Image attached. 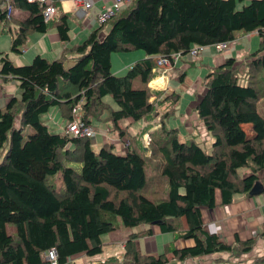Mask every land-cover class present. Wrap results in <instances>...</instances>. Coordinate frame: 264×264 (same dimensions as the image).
<instances>
[{"label": "trees", "instance_id": "trees-1", "mask_svg": "<svg viewBox=\"0 0 264 264\" xmlns=\"http://www.w3.org/2000/svg\"><path fill=\"white\" fill-rule=\"evenodd\" d=\"M52 2L56 14L48 22L39 3L11 0L18 16L9 18L0 3V26L10 33V53L21 54L31 32L53 28L62 43L69 41V15L57 0ZM105 25L80 44L64 47L52 61L37 55L30 64L17 66L0 52V79L17 81L20 90L0 109V264H50L43 255L51 248L57 264L92 258L102 253V236L140 225L156 226L162 234L171 233L173 241L192 244H167L162 253L147 255L135 247L140 236L130 232L120 261L93 264H171L168 255L176 264H206L192 260L250 253L255 238L224 242L204 229L202 210L230 205L255 186L264 188L257 176L264 170V117L259 111L264 99V0H132ZM252 32L260 42L247 62L227 58L203 79L205 92L194 110L212 140L208 150L194 137L181 140L177 129L166 125L171 114L146 134L148 157L129 145L122 154L108 143L97 149L95 139L63 132L78 108L85 124H100L105 114L118 138L127 139L118 123L148 120L156 111L148 83L161 70L151 57L185 55L192 47L231 43ZM137 50L150 58L134 63L123 76L111 72V54ZM106 96L116 108L104 101ZM178 100L174 92L165 105ZM51 108L64 121L60 133L40 120ZM147 164L157 176L147 178ZM153 193H160L157 200L148 196ZM259 237L264 239V223ZM244 264H264V255Z\"/></svg>", "mask_w": 264, "mask_h": 264}, {"label": "crops", "instance_id": "crops-1", "mask_svg": "<svg viewBox=\"0 0 264 264\" xmlns=\"http://www.w3.org/2000/svg\"><path fill=\"white\" fill-rule=\"evenodd\" d=\"M110 3L111 0H92V7L87 12V15L83 18H78L76 16L75 9L70 1L60 3L59 5L61 11L69 15L67 21L69 26V41L67 43H62L59 40L58 34L55 29H49L46 33L43 34L36 33V36L33 38L32 45L29 46L28 44L29 48H25L23 51V53L26 51L25 59L31 61L37 55L43 58L53 57L54 59H56L61 55L64 47L71 48L75 45L80 44L87 38L90 32L96 29H100L99 25L94 22L95 17L99 13V11H101L106 5H109ZM14 15L18 16L16 11H14ZM107 29L108 27H106L105 25L100 29L98 34L100 36L104 35ZM71 32L72 37H70ZM257 38L260 42V39L256 32L239 34L233 41L234 43L229 44V52L227 53L229 54L228 56H225V54L222 53H218L216 48L212 46L209 47L207 51H205L196 62L190 63L185 62L184 60H178L174 63L173 69L170 71V73L167 74L164 78L165 81L163 83V87H165L166 89L165 93L169 95L174 92L180 93L179 102L175 105V114L173 118L174 120L171 121L172 125H174L173 128H177L178 130L182 129L184 132H186V135H189L188 137H192L197 136L196 131L193 129V127L197 125V131L201 137L200 142H207L206 146H202L200 144L199 146L204 148L205 150H208L210 148L212 140L206 133V130L203 127L202 123L198 120L194 110L196 103L205 92V86L203 85L202 81L206 74L212 68L222 64L227 58L232 57L239 64L247 62L246 57L258 49L256 48ZM156 57L158 56H154L151 58L154 59ZM8 58L14 65L21 63V60L18 57H11L10 54H8ZM148 58L150 57L146 56L144 53L137 52L135 53V57L132 60L129 59V61H127L125 59L123 64H118L116 67V72L114 73H122L120 71H124L125 68H129L134 63ZM120 61H122V57H120ZM68 63L70 64V62ZM195 77L197 78L195 79ZM19 96L20 90L17 81L9 79L7 80V82H3L0 79V109L5 107V104L10 97ZM181 101H185V103L182 104ZM44 116H47L45 118L46 121H44V119L42 122L46 124L48 128L49 126H51L52 130L54 129L56 131L58 130L59 126L61 127V125H63L64 121L60 117V113L57 108H51ZM103 117L106 118V115L104 114L101 119ZM123 122L125 124L124 127H122ZM134 124L136 123L132 122L130 119L123 120L119 123L120 128H125V137L129 136L128 130ZM105 128H110L109 123H107L106 121L104 122V124H99L98 127L95 128L96 130H98V136H100V133L102 135L100 138H96V140H94V143L97 144L99 148L101 147V145L106 143L112 144L116 153H125L127 147H123L122 144L126 139L117 138L114 133H112V135L110 136L105 135ZM246 128L249 129L248 136H253L251 125H247ZM57 132H59V130ZM204 136L205 138H203ZM195 140L199 143V140H197L196 138ZM257 176L259 182L264 187V170L260 171ZM202 220L205 230L210 233L217 234L219 238H221V240H225L228 243L234 242L235 237H237L241 241L252 239L259 234L261 225L264 223V188L262 192L257 195L237 196L233 199L230 205L217 207L213 210H202ZM152 227L156 228V226ZM155 230L159 232L158 228H156ZM157 231L151 233L153 242H150L148 238H137L135 240V247L137 249L138 247L145 249L147 250V252H151L152 255L158 254V244L155 241L158 236V234L156 233ZM130 232L131 231H121V229L118 228L114 232L102 236L103 245L106 246L108 245V243L111 244L110 247L107 248L109 249V255H111L110 257H115L112 253L117 252V254L115 255H119V253H122V246L120 249H115L114 243H119L121 245L122 242H125ZM119 233L120 235H118ZM182 241L186 240H178L177 242L179 243L176 245L178 247H183L184 244H182ZM185 244L189 243L186 242ZM258 251H261V254L259 255H264L263 239L257 240L253 250L250 252L251 256L249 258L246 257L247 259L245 258L246 262H250L253 259L254 255H256L255 253L257 252L258 254ZM43 259L45 260L44 255ZM92 259L93 258H89L86 256H79L77 258L69 260L66 264H91L89 262L92 261Z\"/></svg>", "mask_w": 264, "mask_h": 264}, {"label": "rangeland", "instance_id": "rangeland-1", "mask_svg": "<svg viewBox=\"0 0 264 264\" xmlns=\"http://www.w3.org/2000/svg\"><path fill=\"white\" fill-rule=\"evenodd\" d=\"M11 25L13 24V23H10ZM107 27V26H106ZM50 30H54L53 28H51ZM36 36V33H29L28 34V36H27V43H26V47L25 48H29V46L30 45H32V43H33V38ZM70 37H72V32L70 33ZM257 37V36H256ZM10 40H11V36H10V33H9V31H3V30H1V26H0V51H2V52H7L8 54H10V56L11 57H18L20 60H21V63L20 64H17V65H25V64H30V60H28V59H25V52L23 53H21V54H19V55H14V54H12V53H10ZM258 42H259V40H258V38H257V46H256V48H258ZM28 44H29V46H28ZM24 48V49H25ZM255 50V49H254ZM137 52H142V51H140V50H137V51H131V52H122V53H113V54H111V57H110V63H111V72L114 74V75H116V76H123V75H125L126 74V72L128 71V68H125V70L124 71H120V72H122V73H119V72H117L116 74L114 73V72H116V67H117V65L119 64V65H121V64H123V62L125 61V59L127 60V61H129V59L130 60H132L134 57H135V53H137ZM143 53V52H142ZM124 55V56H123ZM126 55V56H125ZM120 57H122V61H120ZM46 58V60H48V61H52V60H54V58L53 57H45ZM120 61V62H119ZM16 65V64H15ZM66 66H68V64L66 65ZM160 71V70H159ZM119 74H121V75H119ZM160 75H162V73H161V71H160ZM159 75V76H160ZM161 77V76H160ZM157 78V79H155V80H152V81H150L149 83H148V87L151 89V90H153L154 92H155V96L153 97V96H151V98L149 99V101L150 102H152L154 105H155V112L151 115V118L150 119H144V120H142V121H138V122H135L136 124H134L132 127H130L129 128V130H128V133H129V136L127 137V139L125 140V141H123V144H122V146L124 147V146H133V148L136 150V151H138V152H140L141 154H144V155H146V157H148L149 156V152L147 151L148 150V148H149V142H148V136L146 135L148 132L150 133V132H152V131H155L156 130V128L158 127V125H159V122H160V120L162 119V117H163V115L164 114H167V115H170V117L166 120V122H167V126L169 127V128H173V126L174 125H172V123H171V121H173L174 119V114H175V105H173V104H171V105H168V106H166L165 105V101H166V96H167V98L170 96L169 94H167V93H165V87H163V83H164V81H165V77L164 78ZM197 77H195V79H196ZM194 79V80H195ZM202 83H203V85H204V82L202 81ZM138 84L139 83H135V85H137L138 86ZM205 86V85H204ZM178 95L180 96V93L178 92ZM104 101L106 102V103H108L112 108H116V106H115V104L113 103V101H112V98L110 97V96H106L105 98H104ZM157 102H159V104H160V106H158V104H157ZM178 102H179V100H178ZM181 103L182 104H184L185 103V101H181ZM259 111L261 112V114L263 115V117H264V99L263 100H261L260 102H259ZM45 115V114H44ZM44 115H42L41 117H40V120L41 121H43L47 116H44ZM105 120H106V118H102L101 119V122H100V124H104V122H105ZM44 121H46V119L44 120ZM108 123V122H107ZM141 124V125H140ZM98 125H99V121H93V128L95 127V128H97L98 127ZM109 125H110V128H105L106 130H104V134L105 135H112V133H114V135L118 138V136H117V132L116 131H112L111 130V124L109 123ZM118 125H119V123H118ZM149 125H152V126H150L149 127ZM172 125V126H171ZM125 126V124H124V122H123V124H122V127H124ZM141 128H140V127ZM149 127V128H148ZM92 128V130H93V135L91 136V138L92 139H95L96 140V138L98 139V137L100 138L101 137V133H100V136H98V130H96L95 128L93 129ZM49 129H50V131L51 132H56V133H59V132H57L58 130H52L51 129V126H49ZM59 129V128H58ZM177 129V128H176ZM180 129H181V127H180ZM193 129L196 131V133H197V136H192V137H194V138H196L197 140H199V143H200V145H202V146H206L207 145V142L206 143H203V142H200L201 141V137H200V135L198 134V131H197V125H195L194 127H193ZM29 131L28 132H31L32 130L31 129H28ZM123 131H125V128H123ZM177 131H178V136H179V138L181 139V140H184V139H188V138H191V137H188L189 135H186V132H184L182 129L181 130H178L177 129ZM246 131H247V133H249V129L248 128H246ZM62 132V131H61ZM63 132H64V130H63ZM138 134H141V135H138ZM201 134V133H200ZM131 136V138H129ZM138 137V138H137ZM203 138H205V136L203 137ZM109 141H112V140H109ZM94 140H92V144L94 145ZM198 142V141H197ZM141 145L143 148H139V146L138 145ZM96 145V144H95ZM94 145V146H95ZM95 148H99L98 146H95ZM145 151V152H144ZM3 158V156H1L0 157V161H1V159ZM149 163V162H148ZM244 174V176L246 175V173L244 172L243 173ZM158 174L156 173V172H154L152 169H151V167H150V165L149 164H147V166H146V176H147V178H151V177H154V176H157ZM161 180V178L159 177V181ZM155 181H156V179H155ZM161 182V181H160ZM158 195H160V193H153V194H148V196L149 197H151V200H157V196ZM157 228V227H156ZM155 227H152V226H146V225H140V226H138V227H136V228H133V229H122L121 228V231H131V232H134L136 235H137V237L138 236H140V238H148V240L150 241V242H153V237H151V233H153L154 231H157V230H155L156 229ZM6 230H7V232L8 233H13L14 232V227L12 226V225H7V227H6ZM147 231H150V234L149 235H147ZM207 231V230H206ZM260 232H261V230H260ZM260 232H259V234H260ZM157 234H158V236H157V238H156V242H157V244H158V246H157V248H158V252L159 253H161L162 252V250H164V248H165V246L167 245V244H171L172 245V247L174 246V243H175V245L176 244H178L179 242H175V241H173V238H172V234L171 233H165V234H162V233H160V232H156ZM259 234L257 235V236H255V237H253V238H255L256 239V242H257V240L258 239H262V238H260L259 237ZM118 235H120V233L118 234ZM217 235V234H216ZM218 236V235H217ZM219 237V236H218ZM221 239V238H220ZM264 240V239H263ZM183 243L182 244H184L183 245V247L184 246H189V245H191V243H192V241H182ZM189 243V244H185V243ZM224 242H226L225 240H224ZM226 243H228V242H226ZM231 243H233V242H231ZM230 243V244H231ZM256 244V243H255ZM110 243H108V245H103V250H102V253L100 254V255H98V256H95V258L94 257H92L93 259H92V261H90L89 263H104V262H106V261H108L109 260V258H115V259H117V260H121V258H122V256H123V252H124V242H122V244L120 245L119 243H114V245H115V249H120L121 248V246H122V248L121 249H123V251H121L122 253H119V255H115V254H117V252H115V253H112L113 254V256H115V257H110L111 255H109V249H107V248H109L110 247ZM255 246V245H254ZM254 248V247H253ZM137 249V248H136ZM138 251H140V252H143L144 254H147V255H152L151 254V252H147V250H145V249H142V248H140V247H138V249H137ZM144 250V251H143ZM113 252V251H112ZM261 251H258V254H257V252L255 253L256 255H254V257L253 258H255V257H258L259 256V254H261L260 253ZM111 254V253H110ZM122 255V256H121ZM153 255H156V254H153ZM263 255V254H262ZM251 256V253L250 254H248V255H241V256H238V257H235V256H229L228 254H221V255H212V256H206V257H201V258H196V259H193L192 261H198V262H204V263H206V264H239V263H248V262H246V260H245V258L247 257V258H249ZM167 258L168 259H170V263L171 264H176V263H174V261H172V259H171V256L170 255H168L167 256ZM246 258V259H247ZM186 262H190V260H187ZM178 264V263H177Z\"/></svg>", "mask_w": 264, "mask_h": 264}, {"label": "built area", "instance_id": "built-area-1", "mask_svg": "<svg viewBox=\"0 0 264 264\" xmlns=\"http://www.w3.org/2000/svg\"><path fill=\"white\" fill-rule=\"evenodd\" d=\"M29 3H39L43 5L44 9L42 12L44 22L51 21L55 14L56 9L53 5L52 0H25ZM58 3H63L65 1H70L75 9L76 16L78 18H83L87 15V12L92 7V0H57ZM132 0H111L109 5H106L99 13L96 15L94 22H96L99 27L105 25L109 20L119 14L122 10L126 9ZM3 2L6 5V17L9 18L14 13V9L11 6V0H0V3ZM223 43L217 44L214 47L218 53L227 54L229 52V44ZM209 48V47H208ZM207 47L204 46H195L192 47L185 55L179 53H171L168 57L158 56L154 59L155 66L157 69L161 70L162 75L160 78H164L170 71L173 69L174 63L178 60H184L185 62H196L200 56L207 51ZM24 51V49H23ZM157 77V78H159ZM156 78V79H157ZM92 126L85 124L81 119V113L78 108L73 109L72 119L67 123L64 133L74 137H86L91 138L93 135ZM94 129V128H93ZM45 260L50 264H57V254L54 248L49 249L45 253ZM94 263V262H93ZM91 263V264H93Z\"/></svg>", "mask_w": 264, "mask_h": 264}, {"label": "water", "instance_id": "water-1", "mask_svg": "<svg viewBox=\"0 0 264 264\" xmlns=\"http://www.w3.org/2000/svg\"><path fill=\"white\" fill-rule=\"evenodd\" d=\"M201 99V98H200ZM199 99V100H200ZM262 188L261 187H259V186H255L253 189H252V191L248 194V195H257V194H259V193H261L262 192Z\"/></svg>", "mask_w": 264, "mask_h": 264}]
</instances>
